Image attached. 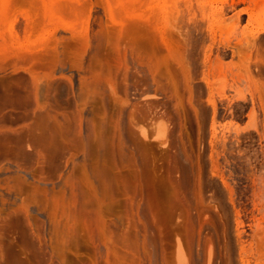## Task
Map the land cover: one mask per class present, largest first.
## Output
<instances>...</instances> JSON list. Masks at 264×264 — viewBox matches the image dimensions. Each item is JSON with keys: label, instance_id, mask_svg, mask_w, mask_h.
Segmentation results:
<instances>
[{"label": "rangeland", "instance_id": "obj_1", "mask_svg": "<svg viewBox=\"0 0 264 264\" xmlns=\"http://www.w3.org/2000/svg\"><path fill=\"white\" fill-rule=\"evenodd\" d=\"M49 259L264 264V0H0V264Z\"/></svg>", "mask_w": 264, "mask_h": 264}, {"label": "bare ground", "instance_id": "obj_2", "mask_svg": "<svg viewBox=\"0 0 264 264\" xmlns=\"http://www.w3.org/2000/svg\"><path fill=\"white\" fill-rule=\"evenodd\" d=\"M46 4H47V3H46ZM60 134H61V132H60ZM101 153L103 154V151H101ZM103 155H104V154H103ZM98 159H100V158H98ZM98 163H99V162L96 161L95 165H97ZM103 171H104V173H105V175H106V174H107V173H106V170H103ZM95 172L98 174V170H97L96 166H95ZM41 174H42V173H41ZM73 196H75V194L72 195V197H73ZM72 199H73V198H72ZM75 199H77V196L75 197ZM75 199H73V200L76 201ZM82 199H83V198H82ZM77 200H78V199H77ZM97 203H99V199L97 198V195L94 194V195H92V200H91V202H88V200H84V199H83V201L81 202L80 205H81L82 207L86 208V207H89L90 204L93 205V204H97ZM81 206H80V207H81ZM82 207H81V208H82ZM103 232H105V231H103ZM33 257H34V256L31 257L32 260L35 259V258H33ZM44 263H45V264H52L51 259H49V261L46 260V262H44Z\"/></svg>", "mask_w": 264, "mask_h": 264}]
</instances>
